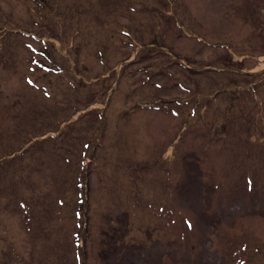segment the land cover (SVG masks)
Segmentation results:
<instances>
[{"label":"rangeland","instance_id":"obj_1","mask_svg":"<svg viewBox=\"0 0 264 264\" xmlns=\"http://www.w3.org/2000/svg\"><path fill=\"white\" fill-rule=\"evenodd\" d=\"M0 264H264V0H0Z\"/></svg>","mask_w":264,"mask_h":264},{"label":"trees","instance_id":"obj_2","mask_svg":"<svg viewBox=\"0 0 264 264\" xmlns=\"http://www.w3.org/2000/svg\"><path fill=\"white\" fill-rule=\"evenodd\" d=\"M186 68H188V67H186ZM221 70V69H220ZM222 70H224V69H222ZM240 72V71H239ZM246 73H245V75L246 76H248L249 74L248 73H252V72H249V71H245ZM153 106H157V105H155V104H153ZM92 111V110H91ZM70 121V120H69ZM73 123V122H72ZM52 137H54V136H52ZM40 140V139H39ZM43 140V139H42ZM24 150V149H23ZM23 152V151H22ZM21 154V153H20ZM15 155V154H14ZM13 155V156H14ZM16 156H14V157H12V158H15ZM80 163L82 164V166H80L82 169H84V162L82 161V160H80ZM78 167H79V164H78ZM76 186L77 187H79V188H83L84 187V184H83V182H79V180H78V182L76 183ZM83 194H84V196H85V198H86V194L83 192H81V191H78L77 192V198H76V205H77V202H79V203H83L84 202V197H83ZM64 202H65V200L64 199H60V197H59V199H56L55 200V205H57V204H59V205H62V204H64ZM74 213H75V215L77 216V218L78 219H80V218H82V214H83V210H82V208H81V205L79 206V207H77L75 210H74ZM45 220H42V222H50L51 221V209L48 207V205H46V209H45ZM50 217V218H49ZM29 219H31V218H29ZM34 219V220H33ZM32 221L33 222H36V220H35V218H32ZM27 223H29V220H27ZM39 224H40V222H38ZM46 224V223H45ZM78 242H80V240H77ZM79 245H80V243H79Z\"/></svg>","mask_w":264,"mask_h":264}]
</instances>
